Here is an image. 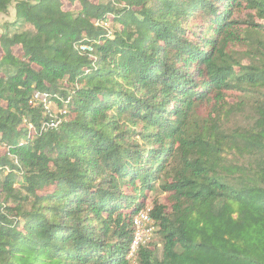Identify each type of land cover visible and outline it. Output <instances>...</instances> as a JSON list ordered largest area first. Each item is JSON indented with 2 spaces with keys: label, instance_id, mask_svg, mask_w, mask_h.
I'll list each match as a JSON object with an SVG mask.
<instances>
[{
  "label": "trees",
  "instance_id": "trees-1",
  "mask_svg": "<svg viewBox=\"0 0 264 264\" xmlns=\"http://www.w3.org/2000/svg\"><path fill=\"white\" fill-rule=\"evenodd\" d=\"M11 7L0 264H132L149 203L136 264H264V0H0V16Z\"/></svg>",
  "mask_w": 264,
  "mask_h": 264
},
{
  "label": "built area",
  "instance_id": "built-area-1",
  "mask_svg": "<svg viewBox=\"0 0 264 264\" xmlns=\"http://www.w3.org/2000/svg\"><path fill=\"white\" fill-rule=\"evenodd\" d=\"M81 48L85 50L92 49L91 46L88 45H82ZM50 99L51 98L49 93L37 91L34 94L32 102L34 104H37V102L40 101L39 104H41L46 109V111L50 113V110L47 107L48 106L47 104L50 103ZM51 124H54V122H51ZM151 208H152L151 206H148L146 209L141 210L134 217L133 224H134L135 234L131 245V251L128 255V259L130 261L136 259L137 251L142 245L147 244L151 240L153 233L156 229L155 220L151 215Z\"/></svg>",
  "mask_w": 264,
  "mask_h": 264
},
{
  "label": "rangeland",
  "instance_id": "rangeland-1",
  "mask_svg": "<svg viewBox=\"0 0 264 264\" xmlns=\"http://www.w3.org/2000/svg\"><path fill=\"white\" fill-rule=\"evenodd\" d=\"M98 1V0H97ZM15 19V10H14V8L13 7H11L10 8V12L8 13V14H2L1 16H0V33H1V31H2V24L5 22V21H13ZM107 24V23H106ZM107 25H111V24H107ZM40 103V101L39 102H37V104H39ZM48 106V108H49V110H50V114H53V115H56V114H59L61 111H62V109L57 105V102L55 101V100H53V99H50V103H48L47 104ZM2 151V148H0V152ZM155 198H159L160 200H162V201H165L166 200V195L165 194H153V197H152V199H155ZM148 206H152V204L151 203H149L148 205H147V207ZM131 263L132 264H136V259L135 260H131Z\"/></svg>",
  "mask_w": 264,
  "mask_h": 264
}]
</instances>
